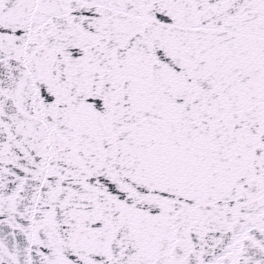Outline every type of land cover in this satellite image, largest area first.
<instances>
[{
  "label": "snow or ice",
  "instance_id": "1",
  "mask_svg": "<svg viewBox=\"0 0 264 264\" xmlns=\"http://www.w3.org/2000/svg\"><path fill=\"white\" fill-rule=\"evenodd\" d=\"M0 264H264V0H0Z\"/></svg>",
  "mask_w": 264,
  "mask_h": 264
}]
</instances>
